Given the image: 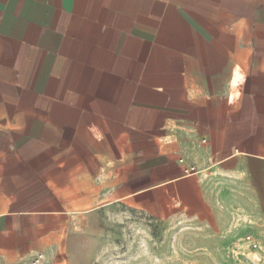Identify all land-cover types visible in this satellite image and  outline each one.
Returning a JSON list of instances; mask_svg holds the SVG:
<instances>
[{
    "label": "crops",
    "instance_id": "obj_1",
    "mask_svg": "<svg viewBox=\"0 0 264 264\" xmlns=\"http://www.w3.org/2000/svg\"><path fill=\"white\" fill-rule=\"evenodd\" d=\"M101 213L264 264V0H0V264Z\"/></svg>",
    "mask_w": 264,
    "mask_h": 264
},
{
    "label": "rangeland",
    "instance_id": "obj_2",
    "mask_svg": "<svg viewBox=\"0 0 264 264\" xmlns=\"http://www.w3.org/2000/svg\"><path fill=\"white\" fill-rule=\"evenodd\" d=\"M82 227L71 237L69 252L59 255V264H167L170 250L156 247L163 235L155 227L152 232L135 231L122 217L114 221L106 213L85 219ZM233 251L232 264H252L246 254L236 258L239 251Z\"/></svg>",
    "mask_w": 264,
    "mask_h": 264
},
{
    "label": "built area",
    "instance_id": "obj_3",
    "mask_svg": "<svg viewBox=\"0 0 264 264\" xmlns=\"http://www.w3.org/2000/svg\"><path fill=\"white\" fill-rule=\"evenodd\" d=\"M194 173H195V170L192 167L185 168L183 170L184 175H192ZM244 242L247 243L252 250H255L257 248V244L253 241V238L250 235L244 238ZM41 262H42V258L39 256L35 258L34 260H32L30 264H41Z\"/></svg>",
    "mask_w": 264,
    "mask_h": 264
}]
</instances>
